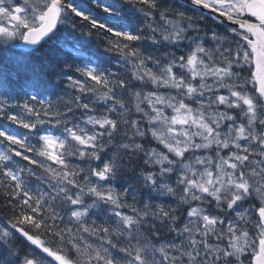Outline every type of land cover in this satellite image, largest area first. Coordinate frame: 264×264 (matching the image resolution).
<instances>
[{
  "label": "snow or ice",
  "instance_id": "snow-or-ice-1",
  "mask_svg": "<svg viewBox=\"0 0 264 264\" xmlns=\"http://www.w3.org/2000/svg\"><path fill=\"white\" fill-rule=\"evenodd\" d=\"M0 264H264V0H0Z\"/></svg>",
  "mask_w": 264,
  "mask_h": 264
}]
</instances>
